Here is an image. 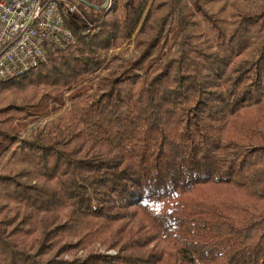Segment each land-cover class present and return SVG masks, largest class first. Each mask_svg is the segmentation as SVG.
<instances>
[{
    "label": "trees",
    "instance_id": "trees-1",
    "mask_svg": "<svg viewBox=\"0 0 264 264\" xmlns=\"http://www.w3.org/2000/svg\"><path fill=\"white\" fill-rule=\"evenodd\" d=\"M85 1L0 82V264H264V0Z\"/></svg>",
    "mask_w": 264,
    "mask_h": 264
},
{
    "label": "built area",
    "instance_id": "built-area-1",
    "mask_svg": "<svg viewBox=\"0 0 264 264\" xmlns=\"http://www.w3.org/2000/svg\"><path fill=\"white\" fill-rule=\"evenodd\" d=\"M79 4V0H0V82L36 68L53 48L73 44L75 37L64 15L77 11Z\"/></svg>",
    "mask_w": 264,
    "mask_h": 264
},
{
    "label": "rangeland",
    "instance_id": "rangeland-1",
    "mask_svg": "<svg viewBox=\"0 0 264 264\" xmlns=\"http://www.w3.org/2000/svg\"><path fill=\"white\" fill-rule=\"evenodd\" d=\"M107 0H105V2H106ZM113 3H114V0H108V4H107V6H108V8L109 7H112V5H113ZM105 4V3H104ZM132 48V47H131ZM131 48H129V50L131 49ZM130 54H129V52L126 54V58L129 56ZM46 123V122H45ZM40 125H42V122H40L39 123Z\"/></svg>",
    "mask_w": 264,
    "mask_h": 264
},
{
    "label": "water",
    "instance_id": "water-1",
    "mask_svg": "<svg viewBox=\"0 0 264 264\" xmlns=\"http://www.w3.org/2000/svg\"><path fill=\"white\" fill-rule=\"evenodd\" d=\"M79 1L85 3L86 5H89L85 0H79ZM107 4H108V0H107V1L105 2V4H104L102 7H100V8H104V7H106Z\"/></svg>",
    "mask_w": 264,
    "mask_h": 264
}]
</instances>
